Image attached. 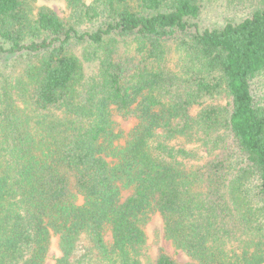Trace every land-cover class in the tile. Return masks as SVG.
Listing matches in <instances>:
<instances>
[{
  "label": "trees",
  "instance_id": "obj_1",
  "mask_svg": "<svg viewBox=\"0 0 264 264\" xmlns=\"http://www.w3.org/2000/svg\"><path fill=\"white\" fill-rule=\"evenodd\" d=\"M31 1L0 0V59L23 64L0 84V264H179L149 242L155 216L197 264H264V0L204 32L198 0H99L83 33ZM113 110L137 120L124 146Z\"/></svg>",
  "mask_w": 264,
  "mask_h": 264
},
{
  "label": "rangeland",
  "instance_id": "obj_2",
  "mask_svg": "<svg viewBox=\"0 0 264 264\" xmlns=\"http://www.w3.org/2000/svg\"><path fill=\"white\" fill-rule=\"evenodd\" d=\"M136 4L137 0H133ZM202 15L201 18L196 22L197 29L200 32L207 30H220L225 27L226 24L233 23L238 24L248 17L251 8L246 3H239L238 0H198ZM87 7H91V18L80 17L78 13L74 12L68 7L66 0H32L30 7L32 9V17L35 16L38 10L42 7H46L54 11L62 20L68 24L76 25L79 32H94L99 29L102 25V19L106 18V14H102L104 5H99V0H84ZM135 45L132 42L123 43L121 45V52L134 50ZM81 53V52H80ZM178 56V55H177ZM176 57V55H175ZM177 57L175 58V60ZM0 65L2 68L3 76L0 80L1 85H15L17 79L23 69L21 65L13 58H1ZM254 90L257 98L264 99V74L259 75L254 82ZM16 97V91H14ZM229 96L225 91H220L218 94L212 97H205L199 101L193 110V114L197 115L201 109L208 105L226 106L229 103ZM113 121L115 122V129L117 132L125 136L118 145L124 146L126 137L136 127L137 120L135 118L125 119L120 116L115 110H113ZM176 146L185 147L189 150L198 151L200 154H205V149L200 150L197 145H184L182 142H177ZM1 144V143H0ZM112 161V159L110 160ZM130 191L124 192V197H128ZM149 237V242L153 243L155 235L158 234L160 238V245L164 251L174 258L179 264H197L191 258L186 256L182 251L177 250L172 244L165 239L163 221L161 217L155 216L151 224L145 228ZM106 242L112 243V235L110 231H107L105 235ZM150 252L156 250L154 244H150ZM58 252L52 250L50 258L47 264H54L55 258Z\"/></svg>",
  "mask_w": 264,
  "mask_h": 264
}]
</instances>
